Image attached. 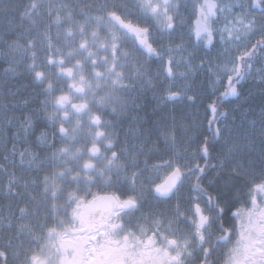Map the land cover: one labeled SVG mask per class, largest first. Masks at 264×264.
Returning a JSON list of instances; mask_svg holds the SVG:
<instances>
[{
  "label": "rangeland",
  "instance_id": "1",
  "mask_svg": "<svg viewBox=\"0 0 264 264\" xmlns=\"http://www.w3.org/2000/svg\"><path fill=\"white\" fill-rule=\"evenodd\" d=\"M212 1L214 14L210 0L166 11L153 0H0V252L21 259L29 238L65 225L71 198H138L143 226L164 236L173 224L193 234L194 202L249 207L264 196L254 190L264 181V12L259 0ZM199 2L208 47L194 36ZM113 14L147 29L152 55ZM238 221L224 264L251 250L264 264V232L247 214Z\"/></svg>",
  "mask_w": 264,
  "mask_h": 264
},
{
  "label": "flooded vegetation",
  "instance_id": "2",
  "mask_svg": "<svg viewBox=\"0 0 264 264\" xmlns=\"http://www.w3.org/2000/svg\"><path fill=\"white\" fill-rule=\"evenodd\" d=\"M180 1L154 0L153 8L166 11V5L190 7L191 0ZM197 14H203L208 21L209 15L202 9V2L197 4ZM111 19L116 24L122 21V17L115 14ZM256 187L264 190V181ZM104 194L116 195L117 201L115 209L101 225L93 222L88 214L97 194L88 198H71L65 204V210L60 209L61 217L64 214L68 219L65 225L60 218L61 224L56 230L47 232L43 229L40 236L29 238L28 247L24 252H18L21 259L2 248L0 264H224L230 261V245L237 247L238 213L247 214L248 222L253 221L251 230L256 228L264 232V222L257 223V216L264 221V196L259 199L254 195L249 207L240 205L237 198H205L202 202V210L207 216L205 223L199 222L194 209L185 210L188 219L191 212V223L196 226L193 234H183L173 224V230L161 236L154 228L157 225L148 223V228L143 226L141 212H137L138 198H122L117 192ZM223 199H226L225 204L220 203ZM111 201L114 204L115 198H101L96 208L103 210ZM128 201L133 203L132 207L128 206ZM191 239L193 243L189 244ZM231 251L234 253L232 248ZM256 252L260 254L259 250ZM249 255L244 264H258L253 259L252 250Z\"/></svg>",
  "mask_w": 264,
  "mask_h": 264
},
{
  "label": "water",
  "instance_id": "3",
  "mask_svg": "<svg viewBox=\"0 0 264 264\" xmlns=\"http://www.w3.org/2000/svg\"><path fill=\"white\" fill-rule=\"evenodd\" d=\"M216 8V4L215 3H211L209 5V10L210 12H213V10ZM121 27L126 30L129 34L133 35L136 37L137 39V44L147 53H152V45L148 43V40L146 38H143L142 35L145 33V30H143L141 27L135 26L131 23L128 22H123L121 23ZM210 32V30L206 27V23L204 21H201L200 19H198L195 22V34L197 38L202 37V35L204 34H208ZM168 68H167V72L169 74H171V69H170V62H167ZM178 95L174 94L171 98H177ZM181 178V174H180V170H176L169 178V181L171 184H176L180 181ZM99 198H111V197H99ZM114 198V197H112ZM197 212L200 215L201 218H203L201 209L197 206ZM101 217V215L95 217L93 216V219L95 221L99 220Z\"/></svg>",
  "mask_w": 264,
  "mask_h": 264
},
{
  "label": "trees",
  "instance_id": "4",
  "mask_svg": "<svg viewBox=\"0 0 264 264\" xmlns=\"http://www.w3.org/2000/svg\"><path fill=\"white\" fill-rule=\"evenodd\" d=\"M261 10L264 12V0H259ZM218 100H220V97L218 96Z\"/></svg>",
  "mask_w": 264,
  "mask_h": 264
}]
</instances>
